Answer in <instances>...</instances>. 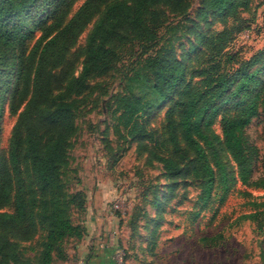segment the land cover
Here are the masks:
<instances>
[{
	"label": "trees",
	"instance_id": "1",
	"mask_svg": "<svg viewBox=\"0 0 264 264\" xmlns=\"http://www.w3.org/2000/svg\"><path fill=\"white\" fill-rule=\"evenodd\" d=\"M77 1L0 0L4 264H30L26 252L33 242L40 264H51L64 242L86 236V227L74 224L70 214L74 206L84 213L86 199L81 193L68 194L63 181L77 134L75 103L92 92L91 81L116 70L119 51L129 41L141 46V67L124 78V93L114 97L115 130L134 138L141 152L163 165L173 182L169 194L180 182L184 187L196 184L197 205L206 210L239 193L238 184H249L258 159L246 130L264 115V49L249 59L229 49L244 29L241 21L214 34L192 30L194 52L177 56L173 43L160 41V30L167 24L160 9L183 16L191 0H85L73 12ZM250 5L251 0H202L197 18L207 26L215 18L236 22ZM94 21L81 72L69 76L64 71L69 53ZM161 109L168 136L164 141L155 138L151 128L153 114ZM7 111L17 115V122L5 153L2 120ZM225 154L233 169L224 161ZM251 184L264 190V177ZM173 196H165L164 202L169 204ZM157 207L164 212L162 203Z\"/></svg>",
	"mask_w": 264,
	"mask_h": 264
},
{
	"label": "rangeland",
	"instance_id": "2",
	"mask_svg": "<svg viewBox=\"0 0 264 264\" xmlns=\"http://www.w3.org/2000/svg\"><path fill=\"white\" fill-rule=\"evenodd\" d=\"M84 1H77L73 12ZM201 1L191 0L183 16L160 9L167 22L160 30V41L173 43L177 56L194 52L190 50L194 43L192 30L214 34L240 21L244 29L229 49L247 59L264 49V0H251L250 7L239 12L236 22L215 18L210 19L208 26L197 18ZM94 23L69 53L64 70L69 76H78L81 72ZM119 53L116 70L91 81L92 92L75 103L77 134L72 140L70 165L63 181L68 194L84 195L86 210L82 213L77 206L71 209L74 224L85 222L91 216L107 223V231L115 234L122 264L128 260H133V264H264V190L251 184L264 177V115L254 119L246 130L258 151L250 183L238 184L239 193H230L224 202L218 200L201 210V204L197 205L200 189L196 184L184 187V182H180L177 190L169 194L168 186L173 182L167 178L163 165L141 152L134 138L117 134L114 97L124 93V78L141 67V46L129 41ZM16 122L17 115L7 111L2 120L1 147L5 153ZM165 127V110L161 109L151 120L155 138L167 140ZM215 129L221 134L219 125ZM224 161L230 169L235 167L228 154L224 155ZM170 195L174 198L167 204L164 197ZM94 201L101 202L105 209L88 214V202ZM160 203L163 213L158 211ZM250 213L261 215L245 218ZM75 249L77 240H67L54 252L51 264L76 263L72 259ZM26 256L30 264H40L36 242L27 247ZM0 264L4 263L0 261Z\"/></svg>",
	"mask_w": 264,
	"mask_h": 264
},
{
	"label": "crops",
	"instance_id": "3",
	"mask_svg": "<svg viewBox=\"0 0 264 264\" xmlns=\"http://www.w3.org/2000/svg\"><path fill=\"white\" fill-rule=\"evenodd\" d=\"M105 209L99 201L88 202V214ZM105 221V219H103ZM87 230L86 236L77 241V249L72 251V259L78 264H122L121 251L115 244V234L107 231V223H100V218L91 216L81 222ZM126 260V259H125ZM133 261V260H131ZM131 261L125 264H133Z\"/></svg>",
	"mask_w": 264,
	"mask_h": 264
},
{
	"label": "built area",
	"instance_id": "4",
	"mask_svg": "<svg viewBox=\"0 0 264 264\" xmlns=\"http://www.w3.org/2000/svg\"><path fill=\"white\" fill-rule=\"evenodd\" d=\"M73 264H78V263H73Z\"/></svg>",
	"mask_w": 264,
	"mask_h": 264
}]
</instances>
